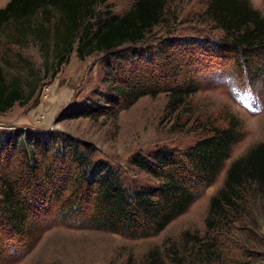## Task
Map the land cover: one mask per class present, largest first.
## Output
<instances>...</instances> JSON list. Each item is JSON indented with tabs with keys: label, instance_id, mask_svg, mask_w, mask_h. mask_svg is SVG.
<instances>
[{
	"label": "trees",
	"instance_id": "1",
	"mask_svg": "<svg viewBox=\"0 0 264 264\" xmlns=\"http://www.w3.org/2000/svg\"><path fill=\"white\" fill-rule=\"evenodd\" d=\"M207 1L203 15L223 36L209 41L167 34L157 41L158 48L141 50L135 45L162 23L167 0H132L120 15L96 10L106 0H8L0 7V46L30 36L41 49L52 51L55 66L66 62L73 49L79 58L111 52L107 102L85 106L77 116L117 115L140 97L160 92L167 94L166 108L176 111L199 90L209 60L221 67L230 62L237 77L252 83L264 77L262 13L249 0ZM9 26L13 31L3 42L2 30ZM122 46L128 52L117 50ZM26 83L17 75L8 78L0 59V114L32 99L37 82ZM206 128V135L184 149L133 155L130 162L152 180L135 188L125 187L106 162L93 161V148L86 142L48 129L0 130V246L11 242L15 250H24L52 217L127 237L156 235L212 184L242 137L234 116H227L225 125L211 122ZM261 203L264 142L230 161L222 185L209 199L206 231L244 225ZM182 238V245L168 247L167 261L154 249L147 264H190V254L207 263L218 258L215 241L188 231Z\"/></svg>",
	"mask_w": 264,
	"mask_h": 264
},
{
	"label": "rangeland",
	"instance_id": "2",
	"mask_svg": "<svg viewBox=\"0 0 264 264\" xmlns=\"http://www.w3.org/2000/svg\"><path fill=\"white\" fill-rule=\"evenodd\" d=\"M7 1L0 0V7ZM249 1L264 16V0ZM132 3V0H106L96 10L107 8L120 15ZM207 3V0H167L164 20L153 28L145 42L135 45V49L144 50L148 46L156 49L159 38L167 34L217 40L223 33L204 17ZM2 31L1 40L5 42V35L13 31L12 26ZM117 50L128 52V46ZM52 55V51L41 49L30 36L20 43L1 44L0 59L8 78L17 75L26 85L35 81L37 84L30 101L25 105L15 103L0 114V130L48 129L86 142L93 148L91 159L115 168L127 188L152 181L130 162L136 153L151 156L168 147L184 149L207 134L209 123L225 125L227 116L240 121L242 137L232 145L229 158L223 162L212 184L156 235L127 237L102 229L80 228L52 217L30 238L27 246L24 245L25 252L15 250L11 242L2 244L0 264H147V255L154 249L167 261L168 247L182 245L186 231L197 233L208 242L215 241L213 249L218 256L207 263L206 259L190 254L186 258L190 264H264V203L258 205L244 225L236 223L227 231H206L204 224L209 199L222 185L230 161L251 145L264 142V77L252 83L244 76L237 77L230 62L226 61L221 67L209 60V69L202 70V85L188 98L184 108L176 111L166 108L167 94L160 92L140 97L117 115L91 118L75 114L92 103L107 102L110 80L106 61L111 52H95L79 58L73 49L66 62L59 66L54 65ZM233 87L241 93L250 89L253 107L238 99L231 90Z\"/></svg>",
	"mask_w": 264,
	"mask_h": 264
},
{
	"label": "snow or ice",
	"instance_id": "3",
	"mask_svg": "<svg viewBox=\"0 0 264 264\" xmlns=\"http://www.w3.org/2000/svg\"><path fill=\"white\" fill-rule=\"evenodd\" d=\"M231 90L234 92V94H237L238 99L244 100L247 102V106L249 107H253V99H252V94L250 89L249 90H245L244 92H240V90L238 88H231Z\"/></svg>",
	"mask_w": 264,
	"mask_h": 264
}]
</instances>
